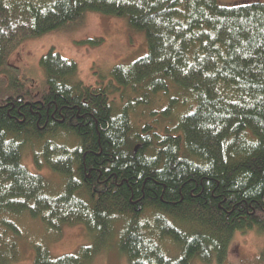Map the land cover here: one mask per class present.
Returning a JSON list of instances; mask_svg holds the SVG:
<instances>
[{
  "label": "trees",
  "instance_id": "obj_1",
  "mask_svg": "<svg viewBox=\"0 0 264 264\" xmlns=\"http://www.w3.org/2000/svg\"><path fill=\"white\" fill-rule=\"evenodd\" d=\"M89 12L125 19L147 53L93 88L50 50L27 87L12 52ZM22 218L94 238L59 256L33 242V264L109 245L127 264H221L236 233L264 234V2L0 0V264L19 260Z\"/></svg>",
  "mask_w": 264,
  "mask_h": 264
},
{
  "label": "rangeland",
  "instance_id": "obj_2",
  "mask_svg": "<svg viewBox=\"0 0 264 264\" xmlns=\"http://www.w3.org/2000/svg\"><path fill=\"white\" fill-rule=\"evenodd\" d=\"M248 1L250 0H217L223 6L242 2L245 4ZM95 41L99 43H94ZM50 50L75 62L77 79L85 86L96 88L113 83L111 70L114 66L129 64L144 56L147 53V43L144 33L131 29L125 19L89 12L56 30L25 40L12 52L7 63L18 72L19 79L27 87L35 90L41 87L44 80L39 60ZM167 102H159L161 104L157 106L158 110L166 107ZM116 103L119 104L117 101ZM132 119L140 123L136 115ZM22 162L30 172L39 173L54 184L60 181L57 174L47 168L36 169L28 150L23 153ZM20 228L23 237L17 241L19 260L15 264H33V242L45 243L52 256L74 253L80 246L94 243V238L82 225L63 227L56 239L41 223L32 219L22 218ZM262 251L264 234L256 229L236 233L227 259L221 264H264L260 257ZM88 264H127V261L116 246L109 245Z\"/></svg>",
  "mask_w": 264,
  "mask_h": 264
},
{
  "label": "bare ground",
  "instance_id": "obj_3",
  "mask_svg": "<svg viewBox=\"0 0 264 264\" xmlns=\"http://www.w3.org/2000/svg\"><path fill=\"white\" fill-rule=\"evenodd\" d=\"M187 105V104H186Z\"/></svg>",
  "mask_w": 264,
  "mask_h": 264
}]
</instances>
